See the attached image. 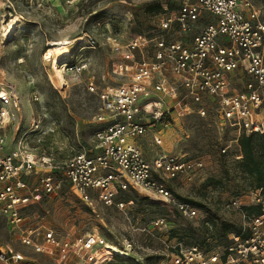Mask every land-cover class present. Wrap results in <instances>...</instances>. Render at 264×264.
I'll return each mask as SVG.
<instances>
[{"label":"built area","instance_id":"built-area-1","mask_svg":"<svg viewBox=\"0 0 264 264\" xmlns=\"http://www.w3.org/2000/svg\"><path fill=\"white\" fill-rule=\"evenodd\" d=\"M155 1L161 10L155 14L160 31L154 36H137L126 43L107 36L117 57L113 71L124 80L115 86L86 82L87 91L96 95L93 120L100 124L87 146L70 145L58 157L30 147L29 134L23 131L8 151L6 128L18 116L20 94L15 85L0 80V213L17 240L37 253L59 252L66 258L75 257L77 264H102L94 236H56L34 226L23 214L42 196H57L62 182L93 213L99 202L122 208L124 203L115 200L117 193L141 189L162 198L181 216L200 217L199 208L179 199L155 174L191 182L203 161L159 154L149 164L136 141L148 130L155 132L166 125L165 116L189 113L191 97L211 100L210 109L221 132L230 127L238 137L264 134V19L259 10L249 0ZM205 14L209 18L203 21ZM79 37L77 42L83 46H77L73 57L64 61L63 73L79 75L88 67L80 51L95 49L97 40L86 32ZM31 99L38 100L37 94L32 92ZM196 113L204 117L207 110L199 106ZM42 117L32 126L45 135L53 128L43 129ZM154 139L161 142L157 136ZM235 157H242L240 150ZM246 206L259 211L248 212ZM227 207L237 210L242 221L238 230L226 234L224 244L206 250L175 241L165 245V263L264 264V192L252 190L233 197ZM106 257L111 259V255ZM21 260L20 252L0 244V264Z\"/></svg>","mask_w":264,"mask_h":264},{"label":"rangeland","instance_id":"rangeland-1","mask_svg":"<svg viewBox=\"0 0 264 264\" xmlns=\"http://www.w3.org/2000/svg\"><path fill=\"white\" fill-rule=\"evenodd\" d=\"M8 1L0 0V80L16 86L21 104L16 120L6 128L5 148L8 151L14 149L15 141L23 131L29 134L30 147L58 157L70 145L87 146L89 137L100 124L93 120L96 95L87 91L85 84L91 80L99 86H115L124 80L113 71L117 57L107 36L126 43L137 36L151 37L158 33L155 11L148 10L153 1ZM249 2L264 19V0ZM15 15L18 19L14 22V30L5 39L1 36L2 25ZM204 18L209 16L205 14L203 21ZM84 32L97 40L95 49L83 47L80 51L88 62L87 69L79 75L63 73L64 61L73 57L77 46H83L77 41ZM64 37L72 39L68 45L69 53L58 61L61 75L53 76L51 60L43 59L47 42ZM178 38L174 36L173 39ZM186 39L190 40L191 36ZM32 92L37 94L38 100L31 99ZM191 98L187 100L191 107L189 113L165 116L166 125L158 126L155 132L148 130L136 141L149 164L159 154L203 161V168L191 182L181 177L164 179L161 174H155L179 199L199 208L200 217L181 216L162 198L141 189L118 192L115 200L124 203L122 208L99 202L97 213H93L71 186L62 182L57 196H42L41 201L24 209L27 221L43 231L51 230L56 236L71 239L87 234L94 236L97 257L102 264H166L168 250L165 245L175 241L182 245L197 244L206 250L224 244L226 234L238 230L242 221L237 210L227 207L228 202L255 190L256 183L240 166L241 158L235 157L239 151L237 130L229 127L221 132L210 109L211 100L201 95ZM167 102L171 104L170 99ZM199 106L207 110L204 117L196 113ZM41 116L43 129L53 128L45 135L32 126ZM154 136L160 139L159 144ZM254 142L255 152L259 154V141L255 138ZM223 147H226L225 151H222ZM203 219L209 225L213 222L216 227L204 225ZM0 244L23 255V260L14 264L78 263L75 257L66 258L64 253V256L59 252L37 253L32 247L21 244L1 213ZM109 245L120 249L128 247L130 257L115 254ZM107 255H111V259L107 260Z\"/></svg>","mask_w":264,"mask_h":264},{"label":"trees","instance_id":"trees-1","mask_svg":"<svg viewBox=\"0 0 264 264\" xmlns=\"http://www.w3.org/2000/svg\"><path fill=\"white\" fill-rule=\"evenodd\" d=\"M152 4L149 5L148 10L152 11L154 14L159 12L161 10V5L159 1L152 0ZM257 138L259 141V154L255 152V142L254 139ZM238 145L239 150L242 154V157L239 161L240 166L242 169L255 180V190H259L261 192H264V134H241L238 138ZM248 212H258V207L253 206H246L244 208ZM204 225H208L212 228L216 227V225L211 223L208 224L206 219L201 220ZM207 222V223H205ZM112 257V256H111ZM115 259L119 261H125L128 263L127 260L123 258H119L117 256H114Z\"/></svg>","mask_w":264,"mask_h":264},{"label":"bare ground","instance_id":"bare-ground-1","mask_svg":"<svg viewBox=\"0 0 264 264\" xmlns=\"http://www.w3.org/2000/svg\"><path fill=\"white\" fill-rule=\"evenodd\" d=\"M18 19V16L15 15L11 20H9L6 25H2V34L5 39H8L12 34L15 24L14 22ZM80 38V37H79ZM72 42V39L69 37L51 39L47 42V51L44 54V60H51V68L54 72L53 76H60L61 71L58 67V61L62 60L69 53L68 45ZM68 58V57H67ZM112 251L122 257H130L129 248L120 249L113 245L108 246Z\"/></svg>","mask_w":264,"mask_h":264}]
</instances>
